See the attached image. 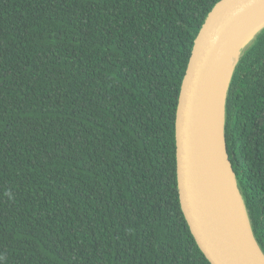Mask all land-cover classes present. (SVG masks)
I'll list each match as a JSON object with an SVG mask.
<instances>
[{
    "label": "trees",
    "instance_id": "1",
    "mask_svg": "<svg viewBox=\"0 0 264 264\" xmlns=\"http://www.w3.org/2000/svg\"><path fill=\"white\" fill-rule=\"evenodd\" d=\"M221 0H0V264H211L181 209L176 113ZM264 252V28L226 101Z\"/></svg>",
    "mask_w": 264,
    "mask_h": 264
},
{
    "label": "water",
    "instance_id": "2",
    "mask_svg": "<svg viewBox=\"0 0 264 264\" xmlns=\"http://www.w3.org/2000/svg\"><path fill=\"white\" fill-rule=\"evenodd\" d=\"M264 0H221L208 15L193 46L184 75L176 113L177 184L181 209L190 231L211 264H264V252L257 242L235 173L225 138L226 101L231 79L242 50L232 69L224 102L225 157L222 163L232 173L233 188L246 214L248 233L237 227L228 214L211 201L202 170L201 140L205 111L218 68L240 28L258 11Z\"/></svg>",
    "mask_w": 264,
    "mask_h": 264
},
{
    "label": "bare ground",
    "instance_id": "3",
    "mask_svg": "<svg viewBox=\"0 0 264 264\" xmlns=\"http://www.w3.org/2000/svg\"><path fill=\"white\" fill-rule=\"evenodd\" d=\"M264 27V8L249 19L237 32L228 48L209 93L201 140L202 170L213 204L228 214L232 222L248 233L243 203L233 188L232 173L222 163L225 157L224 102L235 61L241 48ZM244 50V49H243Z\"/></svg>",
    "mask_w": 264,
    "mask_h": 264
}]
</instances>
